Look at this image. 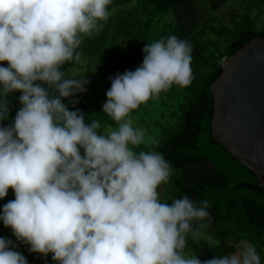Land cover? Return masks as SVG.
<instances>
[{"label": "clouds", "instance_id": "clouds-1", "mask_svg": "<svg viewBox=\"0 0 264 264\" xmlns=\"http://www.w3.org/2000/svg\"><path fill=\"white\" fill-rule=\"evenodd\" d=\"M111 3L0 0V200L14 193L0 222L17 242L0 237V264H28L19 243L51 254L54 264H262L246 238L238 251L210 260L185 254L189 236H199L194 223L210 220V205L161 198L172 166L133 123L140 105L191 83L188 40L146 43L135 70L109 78L101 112L115 127L101 132L98 120L70 110L89 81L64 68L80 61L83 37L103 28ZM15 92L20 107L10 118Z\"/></svg>", "mask_w": 264, "mask_h": 264}, {"label": "trees", "instance_id": "trees-1", "mask_svg": "<svg viewBox=\"0 0 264 264\" xmlns=\"http://www.w3.org/2000/svg\"><path fill=\"white\" fill-rule=\"evenodd\" d=\"M108 8L110 15L101 21L103 28L83 37L80 61L69 62L64 70L69 76H86L88 81L95 74L101 96L110 88V77L135 70L142 63L144 44L170 35L188 40L192 46L191 83L184 87L174 84L140 105L132 113L134 126L158 142L156 150L172 166L169 182L159 189L161 198L187 195L210 205V220L199 222L203 227L194 223L203 235L189 236L185 253L210 260L238 251V241L246 238L256 246L264 264V189L246 187L256 183L255 175L212 139L209 90L223 62L250 40L264 39V0H112ZM91 92L88 83L86 92L76 97L79 103L75 108L69 105L70 110H80L86 120H98L101 132L115 127L101 112L99 96L92 97ZM19 95L15 92L8 97L10 118L20 107ZM3 123L7 126L8 121ZM13 199L10 188L0 200V209ZM0 237L17 243L2 222ZM17 251L28 264L40 256L30 253L23 243ZM47 258L52 261L51 254Z\"/></svg>", "mask_w": 264, "mask_h": 264}, {"label": "water", "instance_id": "water-1", "mask_svg": "<svg viewBox=\"0 0 264 264\" xmlns=\"http://www.w3.org/2000/svg\"><path fill=\"white\" fill-rule=\"evenodd\" d=\"M211 137L256 177L264 189V39L244 44L221 65L209 88Z\"/></svg>", "mask_w": 264, "mask_h": 264}, {"label": "rangeland", "instance_id": "rangeland-1", "mask_svg": "<svg viewBox=\"0 0 264 264\" xmlns=\"http://www.w3.org/2000/svg\"><path fill=\"white\" fill-rule=\"evenodd\" d=\"M89 86H90V90H92V92H91L92 97L99 96V98L101 99L102 103H105V101H106V95H101L100 96L101 84H100V81L98 80V77L95 74H93V76L90 78V80H89ZM109 129L110 128H107L105 131H107ZM202 235L203 234H200L199 236L201 237ZM185 254L186 255H189L187 253H185ZM33 264H54V262L48 260L47 257H43V256L40 255L39 258L37 259V261L35 263H33Z\"/></svg>", "mask_w": 264, "mask_h": 264}]
</instances>
